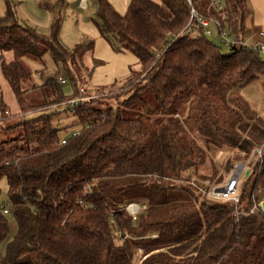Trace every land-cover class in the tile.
Listing matches in <instances>:
<instances>
[{
	"label": "trees",
	"instance_id": "1",
	"mask_svg": "<svg viewBox=\"0 0 264 264\" xmlns=\"http://www.w3.org/2000/svg\"><path fill=\"white\" fill-rule=\"evenodd\" d=\"M3 1L0 203L6 180L10 213L0 204V244L10 234L8 215L17 233L0 264H264V210L250 214L264 199V116L244 95L258 81L264 88V57L244 41L248 0H131L125 15L96 0L100 34L141 67L103 97L80 86L72 70L83 47L64 48L57 24L51 38L23 26L13 0ZM193 10L211 31L235 35L236 45L224 52L202 27L184 34ZM47 52L64 66L72 95L56 75L32 82L22 59ZM84 95L77 106L66 104ZM102 98L118 105L98 108ZM63 105L78 118L75 136L54 125L60 111L50 109ZM31 113L38 114L25 118ZM261 147L238 204L206 197L203 182L223 179L211 155L237 154L226 163L231 171ZM134 203L143 207L135 218L121 210Z\"/></svg>",
	"mask_w": 264,
	"mask_h": 264
},
{
	"label": "rangeland",
	"instance_id": "2",
	"mask_svg": "<svg viewBox=\"0 0 264 264\" xmlns=\"http://www.w3.org/2000/svg\"><path fill=\"white\" fill-rule=\"evenodd\" d=\"M80 1L81 0H13L17 17L23 26L32 27L42 36L51 38L52 27L57 24L59 27L57 38L64 48L70 52L77 47L84 48L79 54H77L76 60L71 66L72 70H74L77 75L80 86L86 88L92 95L96 94L98 97L113 95L118 93L123 84L130 79L132 71L138 72L140 70V63L133 53L121 48L117 44V41L112 40V38H110L109 41L100 34L95 23L96 0H88L87 9L81 8ZM108 1L121 15L127 13L131 2V0ZM248 7L249 12L246 18V33L244 41L249 46L258 47L259 45L264 44V39L259 41L257 38V35L260 32L264 33V0H248ZM5 12V2L0 0V15H4ZM209 38L222 46L224 52L229 50V48L221 44L220 34L217 29H212ZM262 56L264 57V54H262ZM12 58L13 55L11 53H6V61L9 62ZM22 64L31 72L32 82L36 85H41L53 75H56L57 78L61 76L68 78L62 63L57 65L50 52H47L41 60L33 59L32 57H25L22 59ZM2 80L0 69V82H2ZM63 89L67 96L72 95V87L70 83L65 85ZM3 92L6 101L14 111V99L4 87ZM244 95L247 99L252 100L254 107L264 116L263 82L258 81L257 84L254 83L253 85H250L244 90ZM34 96L35 94L31 93L27 97L31 98V100L28 99L30 103L34 100L32 98ZM117 105L118 102L116 99L106 100L102 98V100L97 103V107L101 109L106 106L116 107ZM66 108V105H63L50 109V111H60L54 120L56 128L61 129L69 127L67 131L61 133L65 138L74 133L80 132L81 130V127L78 125V118L72 113L66 112ZM37 114L38 113H31L26 115L25 118L34 117ZM260 149H263V147ZM253 153L254 150L250 155V158L253 157ZM236 155L237 154H232L229 156L226 151H222L218 156L217 154L214 155L215 157L211 155V159L217 168L222 169L221 172H227L228 174L230 171L226 169V163L230 158L235 159ZM241 157L247 156H243L242 154ZM240 162L245 163V159L243 158L241 161L237 160L235 164ZM249 174H244L243 178L246 179ZM1 188L3 195L0 204H3L8 202V185L6 180H2ZM261 202L264 204V199H262ZM8 220L10 234L0 244L1 255L5 254L7 244L13 240L17 233V223L13 216L8 215Z\"/></svg>",
	"mask_w": 264,
	"mask_h": 264
},
{
	"label": "built area",
	"instance_id": "3",
	"mask_svg": "<svg viewBox=\"0 0 264 264\" xmlns=\"http://www.w3.org/2000/svg\"><path fill=\"white\" fill-rule=\"evenodd\" d=\"M80 6L82 9H87L88 8V0H81L80 1ZM211 23L206 20L203 19L202 17H200L195 10L192 11L191 14V20L189 22V24L187 25V27L184 30V34H192V33H196V31L194 30L195 28L198 27H202L204 29V32L206 33V35H210L211 33ZM217 28H221L220 24H216ZM221 42L223 44V46L229 47V46H234L236 45L237 39L236 36L231 34L230 32L227 31V29H221ZM257 38H259V40L264 39V33L260 32L257 35ZM246 44V43H244ZM259 50L261 52V54H264V44L259 45ZM58 83L61 86H65L69 84V79L66 78L65 76H61L58 78ZM82 94L84 93L83 90L81 91ZM88 97L82 96L80 98H76L73 100L68 101L66 104L71 105V106H77L78 103L83 100V99H87ZM77 133L73 134L74 136ZM63 144L66 143V140H63L62 142ZM202 144V142H200ZM222 153L219 152L217 154V156ZM216 156V157H217ZM243 156H246V153H243ZM263 157V149L257 148L254 150L253 153V157L251 159H249L248 161H246L245 163H237L235 164L234 168L232 169V171H230V173L227 174V172H223V179L220 183L211 185L210 181H204L203 185L208 187L206 190H204V194L206 195L207 198L213 200V201H220V202H233L235 204H238L240 201V184L242 182V179H244V174H249L250 170H252V166L247 165L249 163H251L253 160H255V162H258L262 160ZM252 168V169H251ZM248 169V170H246ZM192 185H195V180H193L191 182ZM82 203V202H81ZM142 206L140 204H129V205H125L123 207H121L122 211H125L127 213L128 216L131 217H136L140 211L142 210ZM3 210L6 214L10 213V208H8V206L5 205V203L3 204ZM262 210H264V204L263 203H259V202H254L252 209L250 210V214H254V213H260ZM237 216H239L240 214H242V212H237L236 213ZM151 237L153 238H157L158 235L154 234ZM127 238H131L128 235L121 237V239H127Z\"/></svg>",
	"mask_w": 264,
	"mask_h": 264
},
{
	"label": "crops",
	"instance_id": "4",
	"mask_svg": "<svg viewBox=\"0 0 264 264\" xmlns=\"http://www.w3.org/2000/svg\"><path fill=\"white\" fill-rule=\"evenodd\" d=\"M259 39V38H258ZM259 41H261V40H259Z\"/></svg>",
	"mask_w": 264,
	"mask_h": 264
},
{
	"label": "water",
	"instance_id": "5",
	"mask_svg": "<svg viewBox=\"0 0 264 264\" xmlns=\"http://www.w3.org/2000/svg\"><path fill=\"white\" fill-rule=\"evenodd\" d=\"M248 174V173H247Z\"/></svg>",
	"mask_w": 264,
	"mask_h": 264
}]
</instances>
